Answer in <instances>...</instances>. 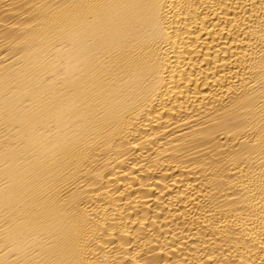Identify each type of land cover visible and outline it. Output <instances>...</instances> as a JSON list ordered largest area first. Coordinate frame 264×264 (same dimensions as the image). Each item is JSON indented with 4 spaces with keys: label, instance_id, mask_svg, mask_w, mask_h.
Returning a JSON list of instances; mask_svg holds the SVG:
<instances>
[{
    "label": "bare ground",
    "instance_id": "1",
    "mask_svg": "<svg viewBox=\"0 0 264 264\" xmlns=\"http://www.w3.org/2000/svg\"><path fill=\"white\" fill-rule=\"evenodd\" d=\"M0 264H264V0H0Z\"/></svg>",
    "mask_w": 264,
    "mask_h": 264
}]
</instances>
